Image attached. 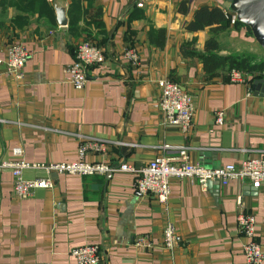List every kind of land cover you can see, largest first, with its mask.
<instances>
[{"label":"crops","instance_id":"crops-1","mask_svg":"<svg viewBox=\"0 0 264 264\" xmlns=\"http://www.w3.org/2000/svg\"><path fill=\"white\" fill-rule=\"evenodd\" d=\"M136 1L0 0V59L15 43L30 54L20 81L0 64V264H76L69 252L90 245L98 248V264H245L242 248L249 239L238 217L247 215L256 225L250 241L264 258V184L209 182L202 190L189 179H171L170 197L161 205L133 189L136 174L118 170L121 164L139 169L159 155L175 158L182 147L191 164L208 169L264 154V92L254 84L264 78L242 72L240 82H232L230 73L209 79L199 59L180 53L186 42L201 52L208 37V29L184 30L194 11L224 9L226 0H146L143 8ZM182 2L184 14L178 11ZM53 5L65 9L66 27L57 24ZM231 26L219 37L220 55L225 38L245 31ZM157 29L165 31L162 48L149 40ZM81 41L99 46L106 61L87 70V83L77 91L64 69ZM125 48L136 51L137 65L122 58ZM162 78L191 97L187 133L163 123L157 105ZM216 112L223 114L222 125L214 122ZM88 138L104 142V152L84 161L105 163L109 172L50 174L52 188L36 189L24 200L14 196L3 163H72ZM15 148L21 156L12 154ZM21 176L47 175L26 169ZM166 224L181 237L173 250L163 247ZM138 238L149 246H135Z\"/></svg>","mask_w":264,"mask_h":264},{"label":"built area","instance_id":"built-area-1","mask_svg":"<svg viewBox=\"0 0 264 264\" xmlns=\"http://www.w3.org/2000/svg\"><path fill=\"white\" fill-rule=\"evenodd\" d=\"M146 0L135 2L137 8H143ZM225 10V9H224ZM225 16L230 25L236 22L235 14L225 10ZM30 54L20 43L7 46L4 50V58L0 59L6 73L16 80L23 79V68L28 61ZM122 58L132 65H137L139 56L133 48H125ZM106 59L103 50L91 41H81L75 46L74 60L67 65L64 73L74 90H82L87 83V70L93 66L103 65ZM243 73L238 70L230 72L232 82L243 80ZM159 89L158 108L162 113L163 123L166 126L177 127L183 133H187L192 127L193 105L191 97L181 86L169 79H159L157 81ZM214 122L222 125V112L215 113ZM104 152V142L101 140L84 139L77 150V160L72 163H51V164H29L27 162H5L2 167L11 171L13 178V193L20 200L31 196L36 189L52 188L53 182L49 178L50 174H67L70 176H95L109 172L110 167L102 162L84 161L87 154ZM15 157L21 156V150L15 148L12 151ZM176 157L167 155L156 156L145 166L136 169L129 164H121L119 171L129 172L137 175L133 183V189L140 195H150L155 200L164 205L170 197L171 179H189L198 184L202 190L208 188L209 182H218L226 186L230 181L248 182L255 189L264 184V154L258 157L247 158L237 164H227L217 169H208L198 164H191L187 157V148L182 147L175 152ZM26 169H42L46 173L45 178L34 180H24L22 171ZM238 224L244 231V235L249 241L243 246L242 251L245 257V264H262L263 255L258 244L250 239L255 234V221L252 216H239ZM163 247L173 250L181 243V237L175 232L171 224H166L162 229ZM138 248L148 247L145 239L135 240ZM69 255L76 264H98L99 255L96 246H81L73 248ZM50 264V263H36Z\"/></svg>","mask_w":264,"mask_h":264},{"label":"trees","instance_id":"trees-1","mask_svg":"<svg viewBox=\"0 0 264 264\" xmlns=\"http://www.w3.org/2000/svg\"><path fill=\"white\" fill-rule=\"evenodd\" d=\"M76 3V2H74ZM135 6V4H134ZM136 7V6H135ZM178 11L181 14L186 13L185 3L182 2ZM225 10L219 7H201L194 11L192 19L185 24L184 30L190 33L203 31L208 29V37L204 42L201 52L194 49L192 42L183 43L180 47V53L183 57H195L202 63V68L205 76L212 79L219 73L229 74L231 70L252 75L254 78H264V60L253 62L250 58L237 55H220L221 51L219 37L229 32L230 22L225 16ZM100 12L97 11V18ZM101 25L98 24L97 28ZM232 30L239 32L245 30V36L251 37L248 28L238 23L237 21L231 26ZM149 40L157 48H162L165 40L164 29L151 30ZM75 47L71 50L74 56Z\"/></svg>","mask_w":264,"mask_h":264},{"label":"water","instance_id":"water-1","mask_svg":"<svg viewBox=\"0 0 264 264\" xmlns=\"http://www.w3.org/2000/svg\"><path fill=\"white\" fill-rule=\"evenodd\" d=\"M53 8L57 24L66 27L65 9L56 5ZM223 8L235 14L236 21L249 29L253 40L264 50V0H226ZM254 84L256 91L264 92V79Z\"/></svg>","mask_w":264,"mask_h":264},{"label":"rangeland","instance_id":"rangeland-1","mask_svg":"<svg viewBox=\"0 0 264 264\" xmlns=\"http://www.w3.org/2000/svg\"><path fill=\"white\" fill-rule=\"evenodd\" d=\"M244 34L245 31L233 38H225L223 41L224 49L221 55L245 56L250 58L253 62L264 60V50L256 44L253 38L244 36Z\"/></svg>","mask_w":264,"mask_h":264}]
</instances>
